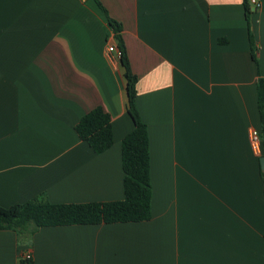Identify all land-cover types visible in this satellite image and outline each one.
Listing matches in <instances>:
<instances>
[{"label":"crops","instance_id":"obj_1","mask_svg":"<svg viewBox=\"0 0 264 264\" xmlns=\"http://www.w3.org/2000/svg\"><path fill=\"white\" fill-rule=\"evenodd\" d=\"M0 0V207L124 199L134 130L108 22L122 26L148 128L152 216L139 223L0 230V264H264V0ZM255 55V59L253 57ZM101 107L113 145L75 127Z\"/></svg>","mask_w":264,"mask_h":264},{"label":"trees","instance_id":"obj_2","mask_svg":"<svg viewBox=\"0 0 264 264\" xmlns=\"http://www.w3.org/2000/svg\"><path fill=\"white\" fill-rule=\"evenodd\" d=\"M100 7L101 4L95 0ZM249 21L250 41L253 42L250 25L249 0H244ZM108 22L117 40L120 62L124 69L128 95L127 111L134 130L122 141V170L124 173V199L104 203L52 204L45 196L0 207V230H12L18 235L31 236L40 228L75 225H101L146 222L152 216V185L150 180V150L148 128L136 105L137 77L132 72L124 42L122 26L113 19ZM255 59V55L253 53ZM258 109L262 123L261 139L264 153V78L257 83ZM78 137L96 154H102L113 145L111 116L98 107L80 119L75 127ZM19 264H33L21 259Z\"/></svg>","mask_w":264,"mask_h":264},{"label":"built area","instance_id":"obj_3","mask_svg":"<svg viewBox=\"0 0 264 264\" xmlns=\"http://www.w3.org/2000/svg\"><path fill=\"white\" fill-rule=\"evenodd\" d=\"M249 4L254 9H257L260 7L259 0H249ZM108 52L110 53L115 52L117 56L120 58L121 54L115 46L108 45ZM249 143H250V147L253 153L256 154L257 156H261L262 155V139H261V134L259 130L251 129L249 131ZM21 259L33 261V256L30 252H27L24 255H22Z\"/></svg>","mask_w":264,"mask_h":264},{"label":"water","instance_id":"obj_4","mask_svg":"<svg viewBox=\"0 0 264 264\" xmlns=\"http://www.w3.org/2000/svg\"><path fill=\"white\" fill-rule=\"evenodd\" d=\"M260 163H261L262 171H263V173H264V157H261V159H260Z\"/></svg>","mask_w":264,"mask_h":264}]
</instances>
